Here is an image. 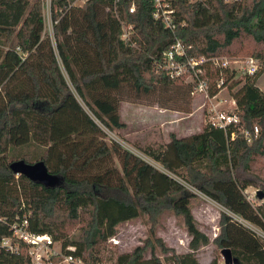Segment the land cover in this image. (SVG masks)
Segmentation results:
<instances>
[{
    "label": "trees",
    "instance_id": "16d2710c",
    "mask_svg": "<svg viewBox=\"0 0 264 264\" xmlns=\"http://www.w3.org/2000/svg\"><path fill=\"white\" fill-rule=\"evenodd\" d=\"M72 1L50 0L51 38L43 31L41 0H0V237L25 219L29 230L48 233L62 251L106 264L100 251L116 225L144 213L152 239L108 264H162L151 250L143 257L154 243L170 252L171 264H203L192 251L176 253L153 235L158 214L169 209L181 215L190 249L208 241L190 211L192 188L222 206L212 238L217 248L228 247L234 264H264V239L250 227L264 231V177L249 163L264 138V89L255 84L264 68V0H173V30L152 16L151 0H132V11L131 0ZM121 22L132 26L131 44L120 38ZM176 38L188 55L260 61L253 74L221 71L230 79L240 127L251 132L253 122L259 124L256 138L251 134L247 142L240 129L205 122L186 135L169 132L160 144L133 145L145 158L104 139L94 119L108 130L123 128L118 107L126 90L138 98L181 88L183 76L169 77L155 65ZM218 75V68L205 66L209 95L217 91ZM184 82L189 97L191 82ZM31 142L40 148L35 156L15 152ZM18 158L41 159L57 183L13 173L8 164ZM248 185L260 186L259 202L246 197ZM73 221L77 237L69 235ZM0 264H29L25 246L0 247Z\"/></svg>",
    "mask_w": 264,
    "mask_h": 264
},
{
    "label": "rangeland",
    "instance_id": "374dc122",
    "mask_svg": "<svg viewBox=\"0 0 264 264\" xmlns=\"http://www.w3.org/2000/svg\"><path fill=\"white\" fill-rule=\"evenodd\" d=\"M83 1L73 0L72 2L81 4ZM49 3L50 0H41L44 24L43 31L52 38L54 17L52 16ZM234 67L240 73L241 69L238 63ZM184 81H186L185 78L181 83L177 84L181 88H176L174 91H160L151 95H141L138 98H135L131 91L126 90L124 99L119 102L118 107L120 119L125 121V126L123 128L107 130L104 139L109 141V138H113L122 146L145 158L133 145L141 147L146 143L155 145L163 143L168 139L169 132L180 135L189 131H198L205 124V114L203 111L205 101L199 95H190L187 97L185 94L187 87ZM255 84L258 88L264 89V68L256 77ZM231 90L224 89L221 93L227 97L231 94ZM162 102L167 106L163 107L160 105ZM225 106L227 107L228 105ZM84 108L87 109L86 107ZM184 108L187 111H183L182 109ZM253 124L259 128L258 123L253 122ZM185 125L189 128H184ZM257 136L258 132L256 135H253L254 138ZM261 146V149L257 148V151L261 150V152L254 153L249 162L250 170L258 178L264 177V138L261 139ZM39 150V146L31 142L25 147L15 150V152L20 153L26 151L35 156ZM114 162L115 165H118L116 159H114ZM153 163L158 165L155 162ZM190 189L195 193L189 202L194 223L206 235L208 241L200 244L194 250L190 249L188 247L189 234L185 229L181 215H176L169 209L163 210L158 214L156 223L153 226V235L158 237L164 245L172 247L176 253L192 251L195 258L203 264L211 260H216L217 264H223L219 252L220 248H217L212 242V238L218 232V216L222 206L201 192L192 188ZM257 190L261 192L259 185H248L243 191L246 197L255 203L260 201L256 196ZM78 225L79 222H71L69 229L70 236L77 237ZM149 226L148 216L144 213H140L137 217L118 223L115 234L107 238L103 249L100 251L102 259L107 261L105 263L108 264V261H112L117 253L126 252L134 246L143 245L146 240L152 239L150 238L151 235L148 230ZM250 227L264 239L263 230L251 225ZM150 250L154 256H157L161 260L162 264H171L170 252H161L156 243H154L152 249L146 246L143 252L144 258L150 256Z\"/></svg>",
    "mask_w": 264,
    "mask_h": 264
},
{
    "label": "built area",
    "instance_id": "2783aa9c",
    "mask_svg": "<svg viewBox=\"0 0 264 264\" xmlns=\"http://www.w3.org/2000/svg\"><path fill=\"white\" fill-rule=\"evenodd\" d=\"M224 1L231 2L235 0ZM151 4L153 8L152 16L159 19L170 30H173L175 27L173 0H151ZM133 7L131 0L128 9L132 11ZM120 29V38L131 44L130 35L133 32L131 24L121 22ZM237 63L241 69L240 73L244 74H253L259 68V60L253 56L230 59L226 56L188 55L186 46L179 38H176L166 49L162 50L160 58L155 61L156 68L163 70L169 77L183 76L186 81L191 82V95H199L205 101L203 111L206 123L224 130L229 126L240 129L245 140L249 142L252 139L251 134L255 135L258 132L257 126L253 124L251 132L242 129L235 113V103L232 95L229 94L226 97L221 93L222 90L227 89L230 82V79L224 80L222 69L225 67L235 69L234 65ZM206 65L216 67L219 71L218 77L214 79L217 91L211 95L208 94V80L204 76ZM94 120L104 132L108 130L96 119ZM229 135L232 138L233 132H230ZM0 221H3V219L0 218ZM9 228L11 235L0 237V247L15 252L19 248V243H22L25 246L29 264H88L79 257L62 251L59 241L54 240L48 233L29 230L25 219H22L21 222H12Z\"/></svg>",
    "mask_w": 264,
    "mask_h": 264
},
{
    "label": "water",
    "instance_id": "95a60500",
    "mask_svg": "<svg viewBox=\"0 0 264 264\" xmlns=\"http://www.w3.org/2000/svg\"><path fill=\"white\" fill-rule=\"evenodd\" d=\"M8 167L15 174H23L29 179L41 182L45 185H53L58 181V176L48 172L41 159L27 162L22 158H18L11 160ZM256 195L258 198L262 197L259 190H257ZM219 252L221 254L223 264H234L237 262V258L231 254L228 247L220 248Z\"/></svg>",
    "mask_w": 264,
    "mask_h": 264
},
{
    "label": "crops",
    "instance_id": "0c3cea01",
    "mask_svg": "<svg viewBox=\"0 0 264 264\" xmlns=\"http://www.w3.org/2000/svg\"><path fill=\"white\" fill-rule=\"evenodd\" d=\"M123 122H125L124 120H122ZM184 128H189L187 125H185L184 126ZM200 129H198V131H199ZM192 132H194V131H189V132H185V133H183V134H180V135H177V136H181V135H186V134H189V133H192ZM166 141V140H165Z\"/></svg>",
    "mask_w": 264,
    "mask_h": 264
}]
</instances>
